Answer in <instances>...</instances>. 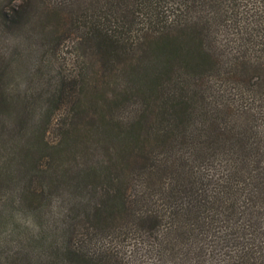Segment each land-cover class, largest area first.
<instances>
[{
  "label": "trees",
  "instance_id": "trees-1",
  "mask_svg": "<svg viewBox=\"0 0 264 264\" xmlns=\"http://www.w3.org/2000/svg\"><path fill=\"white\" fill-rule=\"evenodd\" d=\"M0 32L35 52L17 85L0 52L4 262L135 237L155 264H264V0H0Z\"/></svg>",
  "mask_w": 264,
  "mask_h": 264
},
{
  "label": "rangeland",
  "instance_id": "rangeland-1",
  "mask_svg": "<svg viewBox=\"0 0 264 264\" xmlns=\"http://www.w3.org/2000/svg\"><path fill=\"white\" fill-rule=\"evenodd\" d=\"M15 32V31H14ZM14 32H10L9 35H5L0 32V52L6 55H12L11 64L9 66L10 71L9 75L5 77V81L10 82L12 85L23 84L26 81L28 69L32 66V63L35 59V52L32 51L31 48H23L21 53L19 54V49L15 46V40L13 38ZM18 49V50H17ZM262 50V49H260ZM264 53L263 51H261ZM69 50L64 48L57 53L59 63H63L64 69H69L72 67L71 58H70ZM1 58V64H5L9 61V57ZM5 61V62H4ZM19 221L22 223L23 229L30 232L36 230L35 223L32 222L31 218L27 214L18 213ZM4 228L0 227V264H7L4 262L2 257L5 251L6 244L2 247L1 244V233ZM137 240V239H136ZM135 241V237H123V238H115L108 242V246L111 251L105 256V260L110 264H155V260L151 257H148L143 252V243L137 242V252L134 254L133 252V243ZM106 263V264H107Z\"/></svg>",
  "mask_w": 264,
  "mask_h": 264
}]
</instances>
